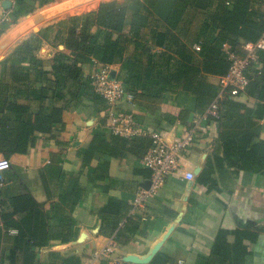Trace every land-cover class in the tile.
I'll return each instance as SVG.
<instances>
[{
  "label": "trees",
  "instance_id": "obj_1",
  "mask_svg": "<svg viewBox=\"0 0 264 264\" xmlns=\"http://www.w3.org/2000/svg\"><path fill=\"white\" fill-rule=\"evenodd\" d=\"M55 1L15 0L16 4L10 8L13 22ZM158 1H102L96 10L67 16L20 41L0 62V155L10 159L15 154H27L39 135L54 137L64 131L66 109L91 103L94 112L97 115L103 112L104 116H100L103 127L93 130L90 143L78 152L82 172L89 171V183L101 185L109 179V164L100 160L105 155L122 159L126 151H132L143 157L151 145L150 137L125 138L106 128V102L94 91L91 76H85L83 71L84 64L89 62L96 61L99 67L120 64L118 80L148 113L156 112L177 90L196 97L197 106L206 109L218 92V87L209 84L207 77L223 76L230 67L224 46L240 53L242 44L256 42L264 32V0H176L166 19L156 13ZM193 24L196 26L190 30ZM9 25L7 21L0 23V37ZM45 42L64 45L65 50L50 59L39 58L36 53ZM195 44H200L199 51L194 50ZM130 47L133 52L128 54ZM258 73L260 77L256 79ZM249 77L245 93L224 100L217 119L231 120L241 115L247 121L253 117L263 119L264 52L259 53ZM244 95L258 100L255 108L238 100ZM246 133L247 143L243 147L249 145L253 131ZM235 142L225 139L228 153ZM250 148L248 153L247 149L241 151L240 161L249 162L257 154L264 156V140ZM94 159L101 162L93 166ZM139 171L149 176L148 170ZM208 173L203 172L199 180L208 178ZM61 186L62 202L73 209L85 192L81 174L63 173ZM40 207L30 193H25L11 197L10 205L0 208V264H82L77 256L60 258L55 253L51 254L53 262H40L39 250L50 240ZM128 212L129 206L110 197L98 213L101 235L114 236L118 245L128 244L130 239L126 235L136 232L142 222L140 217ZM19 213H26V217L16 222L14 216ZM123 220L124 227L119 229ZM11 228L17 229L18 234L14 247L5 254L2 241ZM232 232L236 238L234 245L227 242L229 231L219 232L212 259L207 264H246L251 252L243 241L255 240L256 236L245 231ZM164 257L158 254L153 264L164 262Z\"/></svg>",
  "mask_w": 264,
  "mask_h": 264
},
{
  "label": "crops",
  "instance_id": "obj_2",
  "mask_svg": "<svg viewBox=\"0 0 264 264\" xmlns=\"http://www.w3.org/2000/svg\"><path fill=\"white\" fill-rule=\"evenodd\" d=\"M10 1L13 7L15 1ZM102 1L104 0H98L92 8L76 15L96 10ZM175 1H158L156 13L159 18L166 19ZM3 2L4 0H0V22L12 11L10 8H3ZM52 5L49 4L42 11ZM23 23H19L17 27ZM194 24L190 30L194 29ZM14 29L15 27L10 31L6 30L0 37V43ZM26 32L27 30L23 31L22 36ZM53 36L54 34L51 38ZM19 38L0 54V62L20 42ZM64 50V45L45 42L36 54L39 58L50 59ZM132 52L133 48L130 47L128 54ZM96 67L95 62L84 64L85 76L90 77ZM110 69L111 77L118 79L121 65H112ZM259 77L258 73L255 78ZM218 79L219 76L207 77L208 83L216 87ZM169 99L154 113L142 109L140 102L135 99L133 103L123 101L119 106L121 110L133 113L138 125L149 132H160L167 139L173 140L194 131L195 138L192 146L181 157L182 170L168 177L144 207L136 210L134 215L140 217L142 222L136 232L126 235L130 239L128 244H119L113 260L125 262V258L135 257L142 262L128 263L153 264L155 257L162 253L165 257L160 264H207L212 259L219 232L229 231L227 242L234 245L236 238L232 231L238 230L256 236L255 240L243 241L251 252L246 264H264V156L261 158L257 154L246 163L239 158L241 151L247 149L248 153L250 146L264 140V117L260 120L253 117L248 121L242 115L231 120L226 117L203 119L202 114L210 104L206 109L199 108L196 97L180 90L170 95ZM238 100L246 102L252 109L258 103L257 99L247 95ZM94 110L91 103L86 107L71 106L66 109L63 113L64 131L56 133L54 137L49 134L39 135L27 154L13 155L9 159L11 169L0 173V177L5 179L0 185V208H7L11 197L25 193H30L41 205L40 209L46 219L44 229L50 240L48 245L39 250L40 262H53L52 253L58 254L60 258L74 255L81 262L87 260L94 250L109 242L110 237L100 233L102 221L98 213L110 197L129 206L130 214L139 189L149 187L150 173L149 176L140 173L139 170L147 172V169L142 165V157L132 151H126L122 159L109 155L102 157L100 160L109 164V179L101 185L89 183V171L82 172L83 165L78 152L90 143L93 130L103 127L100 116L103 117L104 113L97 115ZM244 113L245 110L242 109L241 114ZM105 126L108 128L106 124ZM250 129L253 135L250 140L247 139L249 145L243 147L247 143L246 132ZM225 139L230 143L236 141L234 147L230 148V153L224 146ZM0 158L3 156L0 155ZM100 160L94 159L92 165H97ZM188 171L194 173L193 180L183 177ZM205 171H209L208 178L200 181L199 176ZM63 173L81 174V184L85 187L80 203L73 209L62 202ZM25 217L26 213H19L14 216V220L19 222ZM123 227L124 220L120 222L119 229ZM17 234L18 230L15 228L6 232L1 246L5 254L14 247ZM68 236L74 237L63 241Z\"/></svg>",
  "mask_w": 264,
  "mask_h": 264
},
{
  "label": "built area",
  "instance_id": "obj_3",
  "mask_svg": "<svg viewBox=\"0 0 264 264\" xmlns=\"http://www.w3.org/2000/svg\"><path fill=\"white\" fill-rule=\"evenodd\" d=\"M195 51L200 50V44L193 46ZM228 54L230 67L228 72L220 76L217 87L218 92L211 101L206 111L202 114L203 119L208 117L219 118L221 103L227 98H235L243 92L250 82L249 70L254 62L259 59V53L264 52V32L256 42H246L240 47L241 52L237 53L224 46ZM95 64H98L95 61ZM91 75L94 91L106 102L108 111L106 113V125L116 135L133 138L137 136H148L151 138V145L142 157V165L150 172L151 185L149 189H139L133 203L132 215L136 210L143 208L146 201L153 197L165 184L168 177L175 175L182 170L181 157L183 153L192 146L195 138L194 131H189L180 138L169 140L160 132H149L138 125L133 113L120 109L123 101L133 103L134 94L129 92L121 80L112 78L110 66L99 67ZM11 168V161L0 158V173ZM183 177L193 180L195 175L192 171L185 172ZM3 184L0 177V185ZM114 236L102 248L94 250L92 255L82 264H120L122 261H114L113 254L118 248ZM182 263V262H179Z\"/></svg>",
  "mask_w": 264,
  "mask_h": 264
},
{
  "label": "rangeland",
  "instance_id": "obj_4",
  "mask_svg": "<svg viewBox=\"0 0 264 264\" xmlns=\"http://www.w3.org/2000/svg\"><path fill=\"white\" fill-rule=\"evenodd\" d=\"M74 1H76V0H56L55 2L50 3V4H53V5L50 6L48 9H46L44 11H42L43 8L45 9V7L48 6L49 4L44 6V7L39 8L37 10H35L33 13L28 14L27 16H20L16 20V23L13 22L12 13L8 12L6 14V17H5L6 19H4V21H7L10 24V26L8 28H6L7 31H10V30H12L15 27V29L11 32V33H13L15 30H17L21 26L20 25V26L17 27V25H19V23H22V22H24L22 25H26L25 27H27L26 34L24 36H22L23 35V31H26V30H23L11 42V44L17 38H19L20 36L21 37L19 38V41L24 39V37L26 38L27 36H30L32 33H36V32H34V27H37V28L40 29V28H42V27H44V26H46V25H48L50 23H53L54 21H56L58 19H62V18H65L67 16H71V15H76L78 12H81V11H84V10L92 8L95 5V2H97L98 0H79L81 3L76 4V5L73 4ZM69 2H70V4L72 3V5L69 6L68 8H63V7H65V4H67ZM90 2H92V3H90ZM15 4H16V2H15ZM40 11H42V13H40ZM32 17H34V18H32ZM49 18H51V19H49ZM25 27H24V29H25Z\"/></svg>",
  "mask_w": 264,
  "mask_h": 264
},
{
  "label": "bare ground",
  "instance_id": "obj_5",
  "mask_svg": "<svg viewBox=\"0 0 264 264\" xmlns=\"http://www.w3.org/2000/svg\"><path fill=\"white\" fill-rule=\"evenodd\" d=\"M79 3H81L79 0H76V1H74L73 2V4L74 5H76V4H79ZM72 5V3L70 4V2L69 3H67V4H65V7H63V8H68L69 6H71ZM32 18H34V17H32ZM26 25H21L17 30H15L13 33H11L7 38H5L1 43H0V54L6 49V47L8 46V45H10L11 44V42L24 30V27H25Z\"/></svg>",
  "mask_w": 264,
  "mask_h": 264
},
{
  "label": "water",
  "instance_id": "obj_6",
  "mask_svg": "<svg viewBox=\"0 0 264 264\" xmlns=\"http://www.w3.org/2000/svg\"><path fill=\"white\" fill-rule=\"evenodd\" d=\"M2 6L5 9H9L12 6V2L10 0H4V2L2 3ZM26 29H27V27H25L24 30H26ZM38 31H39V28L34 27V32H38ZM148 185L150 187V185H151L150 181H148ZM149 187L147 189H149ZM125 262L141 263L142 261H140L139 259H137L135 257H128V258H125Z\"/></svg>",
  "mask_w": 264,
  "mask_h": 264
}]
</instances>
